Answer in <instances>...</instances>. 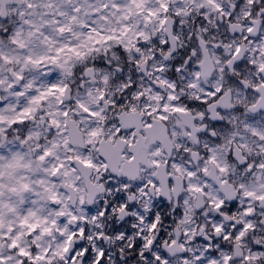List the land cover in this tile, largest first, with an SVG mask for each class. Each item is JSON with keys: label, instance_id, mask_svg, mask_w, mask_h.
<instances>
[{"label": "snow or ice", "instance_id": "1", "mask_svg": "<svg viewBox=\"0 0 264 264\" xmlns=\"http://www.w3.org/2000/svg\"><path fill=\"white\" fill-rule=\"evenodd\" d=\"M0 264H264V0H0Z\"/></svg>", "mask_w": 264, "mask_h": 264}]
</instances>
